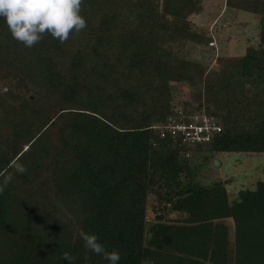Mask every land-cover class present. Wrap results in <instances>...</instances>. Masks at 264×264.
Returning <instances> with one entry per match:
<instances>
[{
  "label": "trees",
  "instance_id": "trees-1",
  "mask_svg": "<svg viewBox=\"0 0 264 264\" xmlns=\"http://www.w3.org/2000/svg\"><path fill=\"white\" fill-rule=\"evenodd\" d=\"M225 5L258 16V42L214 50L211 66L174 53L212 46L210 27L190 19L203 0H83L84 30L31 48L0 17V185L11 177L0 264H109L85 260L81 230L118 264H228L230 249L232 264H264V181L229 203L226 182L202 183L194 161L264 154V0ZM175 82L192 89L188 100L172 98ZM176 107L221 131L195 145L161 136L154 125Z\"/></svg>",
  "mask_w": 264,
  "mask_h": 264
},
{
  "label": "rangeland",
  "instance_id": "rangeland-1",
  "mask_svg": "<svg viewBox=\"0 0 264 264\" xmlns=\"http://www.w3.org/2000/svg\"><path fill=\"white\" fill-rule=\"evenodd\" d=\"M190 19L199 26H208L213 34L214 41L205 48L192 47L185 44L174 51L177 56L196 58L199 61L209 62L211 56L220 54H243L247 45H256L258 42V16L248 12H234L225 5V0H203V11L198 15H191ZM210 47H215L211 49ZM216 50L215 55L212 53ZM212 59L209 66L213 64ZM172 98L188 100L191 88L186 82L171 84ZM198 156V157H196ZM199 180L204 184L216 181H225L226 198L229 203L237 199L241 189H254L256 183L264 181V154L261 153H213L198 152L194 156ZM217 159L219 164H215ZM202 175V176H201ZM232 248V247H230ZM229 262L232 264V250L229 253Z\"/></svg>",
  "mask_w": 264,
  "mask_h": 264
},
{
  "label": "clouds",
  "instance_id": "clouds-1",
  "mask_svg": "<svg viewBox=\"0 0 264 264\" xmlns=\"http://www.w3.org/2000/svg\"><path fill=\"white\" fill-rule=\"evenodd\" d=\"M82 3L83 0H0V17L5 19L12 37L25 47H34L46 34L64 43L70 33H79L87 27L86 19L80 15ZM26 170L22 165L17 168L21 173ZM10 180L11 177L0 185V193ZM79 235L84 240L85 260L91 252L109 264H118L121 259L118 251H107L95 234L81 230ZM64 258L72 259L68 253H64Z\"/></svg>",
  "mask_w": 264,
  "mask_h": 264
},
{
  "label": "built area",
  "instance_id": "built-area-1",
  "mask_svg": "<svg viewBox=\"0 0 264 264\" xmlns=\"http://www.w3.org/2000/svg\"><path fill=\"white\" fill-rule=\"evenodd\" d=\"M177 116H169L168 121L154 125L161 130V136L166 131L179 142L191 145L204 144L211 141L214 134L221 131V125L217 120L201 111L185 114L181 107L174 108Z\"/></svg>",
  "mask_w": 264,
  "mask_h": 264
},
{
  "label": "water",
  "instance_id": "water-1",
  "mask_svg": "<svg viewBox=\"0 0 264 264\" xmlns=\"http://www.w3.org/2000/svg\"><path fill=\"white\" fill-rule=\"evenodd\" d=\"M214 162H215V164H219V162H218V160L217 159H214Z\"/></svg>",
  "mask_w": 264,
  "mask_h": 264
}]
</instances>
